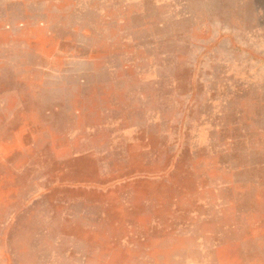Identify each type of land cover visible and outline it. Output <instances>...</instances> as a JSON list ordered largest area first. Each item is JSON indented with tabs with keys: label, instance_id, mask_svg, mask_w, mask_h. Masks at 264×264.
Here are the masks:
<instances>
[{
	"label": "rangeland",
	"instance_id": "obj_1",
	"mask_svg": "<svg viewBox=\"0 0 264 264\" xmlns=\"http://www.w3.org/2000/svg\"><path fill=\"white\" fill-rule=\"evenodd\" d=\"M0 264H264V0H0Z\"/></svg>",
	"mask_w": 264,
	"mask_h": 264
}]
</instances>
